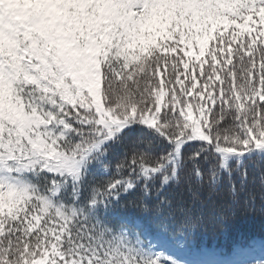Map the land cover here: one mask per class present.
Listing matches in <instances>:
<instances>
[{
    "label": "snow or ice",
    "instance_id": "obj_1",
    "mask_svg": "<svg viewBox=\"0 0 264 264\" xmlns=\"http://www.w3.org/2000/svg\"><path fill=\"white\" fill-rule=\"evenodd\" d=\"M249 162L264 0H0V264H264Z\"/></svg>",
    "mask_w": 264,
    "mask_h": 264
},
{
    "label": "trees",
    "instance_id": "obj_2",
    "mask_svg": "<svg viewBox=\"0 0 264 264\" xmlns=\"http://www.w3.org/2000/svg\"><path fill=\"white\" fill-rule=\"evenodd\" d=\"M256 165V167H253L252 162H249L248 168L250 174H256L258 176V169L264 168V164L256 162ZM227 188V181H225L220 196L204 209L205 215L209 219L211 213L217 207L226 204ZM248 190L255 195L256 214L254 216H245L243 214L244 200L242 199L240 204L233 206L236 215L227 232H222L220 230L213 231L211 227H209L208 231L197 237V243L230 249L241 240L251 237H264V212L260 211L261 185L259 179H257L256 183H249ZM165 194L173 200L178 201L180 199L179 192L175 188L168 189Z\"/></svg>",
    "mask_w": 264,
    "mask_h": 264
}]
</instances>
